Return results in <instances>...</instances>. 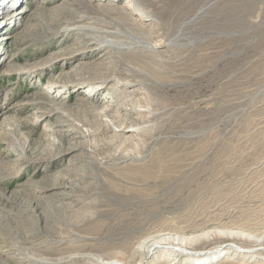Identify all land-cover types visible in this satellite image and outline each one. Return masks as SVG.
<instances>
[{
	"label": "rangeland",
	"instance_id": "rangeland-1",
	"mask_svg": "<svg viewBox=\"0 0 264 264\" xmlns=\"http://www.w3.org/2000/svg\"><path fill=\"white\" fill-rule=\"evenodd\" d=\"M136 1L0 0V264H264V0Z\"/></svg>",
	"mask_w": 264,
	"mask_h": 264
},
{
	"label": "bare ground",
	"instance_id": "bare-ground-1",
	"mask_svg": "<svg viewBox=\"0 0 264 264\" xmlns=\"http://www.w3.org/2000/svg\"><path fill=\"white\" fill-rule=\"evenodd\" d=\"M10 2H14V0H9ZM129 1V3H130V1L131 0H128ZM7 2V1H6ZM136 4L137 5H135V4H133V7H132V9H133V11L135 10V11H137V12H139V14H141L142 16H144L145 18L147 17L146 16V14L147 15H154L155 13H154V11H155V8H153V10L152 9H150L149 8V6H147V5H145V4H143V3H141L139 0H137L136 1ZM11 5V4H10ZM18 5V4H17ZM132 6V5H131ZM1 14V13H0ZM152 18V17H151ZM93 20V19H92ZM86 25V24H85ZM152 29H154L153 27H152ZM89 30V29H88ZM99 32V31H98ZM91 34V33H90ZM89 34V35H90ZM99 35V34H98ZM111 35V34H110ZM134 35V34H133ZM132 35V36H133ZM90 37H93V38H95L96 39V41H98V38L97 37H95L94 35H90ZM114 39V38H113ZM119 39V38H118ZM90 40H92V39H90ZM105 40V39H104ZM95 41V42H96ZM110 42H113V43H115L113 40H109ZM116 41V40H115ZM93 42V41H92ZM94 42V43H95ZM143 43V42H142ZM116 44V43H115ZM121 45V44H120ZM147 45L151 48V47H157V45L155 46L154 44H152L151 42L148 44L147 43ZM124 46V45H123ZM138 46V45H137ZM148 49V48H147ZM153 51V50H152ZM159 55V54H158ZM157 57V56H156ZM159 72V71H158ZM89 87L91 88V87H93L92 85H89ZM206 234H208V233H206ZM164 240H168V239H164ZM172 240V239H171ZM195 240V239H194ZM258 240V239H257ZM173 244H171V243H169V242H164V241H161V240H152V242L151 243H148V240H144L142 243H141V245L140 246H147L148 247V250H149V252H154V250H156V249H158V248H168V249H172V250H174V249H178V250H180V251H182V252H185V253H188V254H191V255H196V257L197 256H199V255H206V254H209V253H211V251H205V250H200V251H190V250H188V248H186L185 246H184V244L185 243H187L188 242V239L186 238V237H181V238H173ZM223 247H230V248H234V249H236V250H238V251H240V252H245V251H251V250H255V249H264V247H261V246H259V247H255L254 249H248V248H242V247H240V246H236V245H234L233 243H230V242H227V243H224V244H222V245H220V246H214V247H212L213 248V250H212V252H218V253H220L221 252V249L223 248ZM83 256H86V255H83ZM88 257H91V258H93V259H95V260H97L100 264H120L118 261H114V259L113 260H111V259H104V258H102V257H100V256H98L99 258H97L96 256H94V255H89ZM198 259H196L197 261H203V260H206L205 258H201V257H197ZM208 258H209V256H208ZM207 258V259H208ZM89 264V263H88Z\"/></svg>",
	"mask_w": 264,
	"mask_h": 264
}]
</instances>
